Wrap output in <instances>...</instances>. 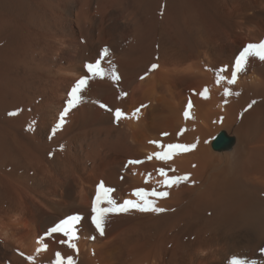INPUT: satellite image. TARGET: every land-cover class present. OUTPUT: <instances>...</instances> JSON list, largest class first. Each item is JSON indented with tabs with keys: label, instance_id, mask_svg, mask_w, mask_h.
<instances>
[{
	"label": "bare ground",
	"instance_id": "6f19581e",
	"mask_svg": "<svg viewBox=\"0 0 264 264\" xmlns=\"http://www.w3.org/2000/svg\"><path fill=\"white\" fill-rule=\"evenodd\" d=\"M261 39L264 0H0V264H53L57 252L74 264H264V61L249 57L227 83ZM97 60L105 73L57 128ZM161 168L189 179L169 188ZM101 182L117 203H142L143 189L165 211L109 213L101 235ZM72 215L76 239L45 235Z\"/></svg>",
	"mask_w": 264,
	"mask_h": 264
},
{
	"label": "snow or ice",
	"instance_id": "6c2138e0",
	"mask_svg": "<svg viewBox=\"0 0 264 264\" xmlns=\"http://www.w3.org/2000/svg\"><path fill=\"white\" fill-rule=\"evenodd\" d=\"M107 48L103 50V54H107ZM249 57H255L261 61H264V39H261L260 41L256 43H248L244 46V48L240 51L239 55L235 58L234 65L232 66L231 70V79H228L227 83L229 85L234 84L238 73L245 70L247 60ZM85 69L87 70V73H90L89 75H83L79 79L75 81L74 86L71 88V90L68 93V99H67V107L64 109V111L60 114V121L56 125L57 128H59L63 123V117L67 114L68 110L74 106H76L80 100L81 95L80 93L85 89L87 82L89 79H91L93 76H103L105 73V69L101 68L100 61L97 60L95 63H89L85 62L84 64ZM157 65L153 64L152 68H156ZM224 69H221L220 71H223ZM113 79H118L119 77L116 76L115 72L112 73ZM224 79L223 76L220 75L219 71L217 72V83L220 82V80ZM206 91V89H205ZM225 95L229 94V89H225L224 91ZM201 95H204L202 92ZM255 103V102H253ZM104 107V105H101ZM252 105L249 104V108ZM189 107H191V103H189ZM136 112H139V109L136 110ZM15 112L9 113V115H15ZM117 119H119L123 114L119 109L116 110L115 113ZM185 116L188 115L187 111L184 113ZM163 135H167V133H164ZM150 143H155L158 146L160 145L159 141H150ZM205 143H208V141H205ZM164 151L162 152H154L151 153L147 159H151L153 156L156 157L158 160H165L171 158V156L177 152V151H189L191 149H194L196 147V144H168L163 146ZM130 164L135 163H142V161H129ZM160 174L165 175V179L161 181L163 185L167 187H172L173 185H178L181 181H187L189 179V174L184 175H173V176H167L165 174V170L163 168L158 170ZM114 190L111 188H107L104 186L103 182L97 185V194L95 199L92 203V217L91 221L95 225L96 230L103 235L104 234V218L109 213H126L130 210V208L137 209L141 212H147V211H153V212H163L165 209L159 208L155 206V202L152 200L147 199L146 194H144L143 189H138L135 191V195L139 197L141 202L133 201V200H124L123 203H117L109 194L113 192ZM152 195L157 197H167L169 193L167 191H158L153 190ZM103 201H106L107 207H101V203ZM81 217L77 215L68 216L65 219L60 220L59 223H57L54 227H51L45 235H50L51 233L56 232H62L66 236L69 237V240L76 239V232L74 230V225L80 221ZM94 238V237H93ZM42 238H38V243H41ZM72 248H76V245L74 243H70L69 245ZM43 249L47 248V245H42ZM37 252L41 251V248L36 249ZM259 251L261 253H264V248H260ZM29 260H32L33 257H28ZM53 264H74V260L72 256H68L66 259L61 257V254L59 252L56 253L55 260ZM228 264H257L255 260H251L248 258H243L238 255H232L228 261Z\"/></svg>",
	"mask_w": 264,
	"mask_h": 264
},
{
	"label": "water",
	"instance_id": "95a60500",
	"mask_svg": "<svg viewBox=\"0 0 264 264\" xmlns=\"http://www.w3.org/2000/svg\"><path fill=\"white\" fill-rule=\"evenodd\" d=\"M227 142V137L224 135L223 132H220L217 137L213 141V147L219 148Z\"/></svg>",
	"mask_w": 264,
	"mask_h": 264
}]
</instances>
